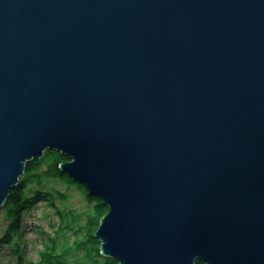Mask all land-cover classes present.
<instances>
[{
	"label": "water",
	"instance_id": "1",
	"mask_svg": "<svg viewBox=\"0 0 264 264\" xmlns=\"http://www.w3.org/2000/svg\"><path fill=\"white\" fill-rule=\"evenodd\" d=\"M48 149L117 264H264V0H0V207Z\"/></svg>",
	"mask_w": 264,
	"mask_h": 264
},
{
	"label": "trees",
	"instance_id": "2",
	"mask_svg": "<svg viewBox=\"0 0 264 264\" xmlns=\"http://www.w3.org/2000/svg\"><path fill=\"white\" fill-rule=\"evenodd\" d=\"M67 161L69 158L61 152L48 149L41 158L27 162L20 183L11 189L6 204L0 207V212L4 213L8 222L0 234V246L10 247L18 255V264H117L114 258L102 255L101 241L95 236L109 208L100 198L90 196L83 184L62 171L60 165ZM54 180L76 186L90 203V210L78 213L59 208V202H67L69 194L47 186ZM40 201L57 211L60 227L55 235L47 234L48 239L43 241L42 248L38 250V258L31 261L26 260L19 248V239L24 229L22 218L24 213ZM68 230L74 232L72 244L65 242L59 246L60 235ZM196 263L205 264L202 260Z\"/></svg>",
	"mask_w": 264,
	"mask_h": 264
},
{
	"label": "rangeland",
	"instance_id": "3",
	"mask_svg": "<svg viewBox=\"0 0 264 264\" xmlns=\"http://www.w3.org/2000/svg\"><path fill=\"white\" fill-rule=\"evenodd\" d=\"M47 186L69 194L67 202H59V208L74 210L78 213L90 210V203L76 186H70L59 180L51 181ZM7 224L4 213L0 212V234L6 229ZM22 227L24 229L19 239L20 251L26 260L35 261L38 258V250L42 248L43 241L48 239L47 234L55 235L56 230L59 229L60 218L55 209L51 208L46 202L40 201L35 207L24 213ZM73 239L74 232L68 230L65 234L60 235L59 246H63L65 242L72 244ZM17 256L10 247L0 246V264H18Z\"/></svg>",
	"mask_w": 264,
	"mask_h": 264
}]
</instances>
